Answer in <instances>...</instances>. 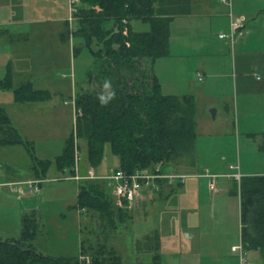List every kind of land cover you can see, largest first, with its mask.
I'll use <instances>...</instances> for the list:
<instances>
[{
	"label": "trees",
	"instance_id": "obj_1",
	"mask_svg": "<svg viewBox=\"0 0 264 264\" xmlns=\"http://www.w3.org/2000/svg\"><path fill=\"white\" fill-rule=\"evenodd\" d=\"M184 1L80 0L87 7H76L72 13L78 22L73 35L80 37L83 45L74 52L86 48L93 59L86 72L92 89L74 94L80 115L75 118V130L65 138L62 151L54 160L59 173L74 174L76 139L85 140L86 158L92 168L100 165L105 144H109L118 160L115 169L126 173L153 171L156 166L166 171L168 166L176 168L182 159L192 166L196 140L193 96L163 94L152 72L154 62L168 54L169 21L185 13ZM132 20L148 24L149 30L134 31ZM12 79L8 65L0 78V89L11 90L16 103L42 102L51 97L48 90L35 89L30 80L15 86ZM101 96L111 99L102 104ZM9 146L25 149L33 179L46 177L53 162L35 155L33 141L21 135L0 105V148ZM260 147L264 150V134ZM234 182L241 221L247 229L242 234L244 243L259 249L264 258V176L241 177L239 183ZM164 189L174 190L163 184L158 194L162 195ZM73 208L96 212L104 228L111 231L132 219L129 211L115 206L105 182L99 179L78 182ZM20 226L18 237L0 238V264H122L115 249L105 244L92 245L88 261L80 259L87 253L85 240L81 241L77 256L50 257L39 253L34 246L39 232L34 210L22 215ZM145 241L146 248L153 250L151 264H160L157 234L145 236Z\"/></svg>",
	"mask_w": 264,
	"mask_h": 264
},
{
	"label": "rangeland",
	"instance_id": "obj_2",
	"mask_svg": "<svg viewBox=\"0 0 264 264\" xmlns=\"http://www.w3.org/2000/svg\"><path fill=\"white\" fill-rule=\"evenodd\" d=\"M0 10L3 15L13 16L12 19L15 20L13 27L17 34L19 32L22 34L20 38L16 36L14 44L18 46V50L22 47L27 56V74L15 75L12 79L13 84L16 86L20 82L30 80L35 89L48 90L51 94L50 99L46 101L16 103L11 90L0 89V105L10 116L13 125L21 135L33 141L35 155L39 159H48L53 162L47 170L45 181L40 186L44 187L52 183V185L70 187L63 194H52V198L47 199L38 211L39 232L34 246L39 253L50 257L77 256L80 249L79 244L85 240L84 246H88L87 253L80 259L90 258L92 245L105 244L108 248L115 249L122 264H138L137 260L140 264H151L143 236L156 231L159 242L157 252L162 258L161 264H169V261L173 264H187L188 262L190 264H211L209 259L201 260L196 254L190 255L186 252L192 248L194 243L199 247L201 237L206 241L213 234H218L222 242H226V248L229 242L239 241L241 232L244 233L247 229L243 228L241 231L238 195L233 194L228 199L223 198L221 211H216L211 207L212 200L214 201L215 198L209 191L208 184H204L205 179L195 178L202 177L201 174L205 170L210 174L212 172H237L239 167L236 149L237 134L233 126L227 127L228 131H222L220 122L212 120H210V126L213 129H207L200 123L197 124V112H195L196 146L193 165L185 163L186 159L179 160V164L184 166L178 170L193 175L187 178L186 185L190 183L188 191L185 185L182 189L176 188L174 193L168 195L169 198L164 199L158 197V192H151L153 201L148 200L149 202L143 207L132 212V219L118 224L114 231L107 227L104 228L102 223L99 226L96 212H77V209L73 208L76 204L77 181L62 179L55 168L54 160L61 153L65 138L74 131L75 116L71 102L74 94L81 89H92L86 78V71L91 68L89 51L81 48L77 54H73V49L82 47L83 41L80 37L72 35L75 27L71 28L68 20H61L68 15L65 0H0ZM131 25L136 32L149 30L148 24L138 20H132ZM163 61L165 62H162L164 66L161 69V79H159L162 93H175L179 96L192 95L198 99L200 105L201 83L197 77L194 75V79H172L168 74L167 60ZM3 76L4 73L0 67V78ZM65 101L69 102L65 104ZM230 121H234L233 114L230 116ZM240 137L242 142L244 137ZM76 140L79 171L83 174L85 172L83 170L88 166L86 143L84 139ZM13 149L0 148V159H5L6 156L19 169L31 164L30 157L23 147L16 146ZM6 151L13 152L7 154ZM254 151L249 147H241L240 162L243 167L256 166L258 163L256 160L251 164ZM223 156L225 160H222ZM216 160H218L216 164H212ZM260 164L263 165V160ZM117 165V158L112 155L109 144H105L100 169L103 171L116 168ZM175 169V165L167 168L168 171ZM217 179L218 177L215 180ZM233 189L235 186L231 190ZM29 195L32 197L37 194ZM16 203L19 207L21 206L19 202L7 195L0 194L1 209L7 207L11 210ZM191 205L197 208L196 211L190 210ZM182 216L192 221L195 220L196 227L183 228ZM219 221H222L221 227L214 228ZM20 227L15 220L14 212L11 211L8 215L0 213V235L18 237ZM186 233L189 237L196 233V238L189 241ZM236 261L237 259L229 257L220 262L237 264ZM248 262L258 264L260 261H253L249 258Z\"/></svg>",
	"mask_w": 264,
	"mask_h": 264
},
{
	"label": "crops",
	"instance_id": "obj_3",
	"mask_svg": "<svg viewBox=\"0 0 264 264\" xmlns=\"http://www.w3.org/2000/svg\"><path fill=\"white\" fill-rule=\"evenodd\" d=\"M184 3L185 13L173 16L169 21L168 54L154 62L152 72L156 75L158 80L161 79V69L164 66L162 62H165L163 60L166 59L168 74L172 79H194L195 75L201 83L199 89L201 95L199 98L200 105L198 104V99L193 96L197 112V124L200 123L203 124L205 128L207 127V129H213L210 126V120L213 122H220L219 125L222 127V131H228L227 127L233 126L237 134L236 149L239 161L237 171L241 174V177L264 176V150L260 147L262 135L264 134V0H185ZM65 5L68 15L67 17L61 18V20H68L71 23V28L73 26L75 27V31L78 22L77 18L70 12V0H65ZM76 7L87 6L79 1ZM0 12L2 11L0 10ZM238 17L244 18L241 35L236 36L232 42L220 38V34L228 33L230 19ZM12 18V15H3L0 13V67L5 75L9 65L14 79V76L17 74H27V56L22 47L18 50V46L14 44L16 36L18 35L20 38L22 34L21 32L18 34L16 33L13 27L15 20ZM74 31L72 30V35ZM95 48H98L97 45H95ZM74 49L73 54H75ZM90 59L92 66L93 59L91 56ZM167 95L179 96L175 93H167ZM74 108L75 106L73 105V112ZM232 114L234 115V121L231 122L230 116ZM240 136L244 137L242 142ZM243 146L244 148L249 147L255 150L252 152V157L256 159L251 158V164L256 160L258 161L256 166L243 167L241 165V147ZM14 147L16 146L1 148L14 150ZM6 152L8 154L13 151ZM225 159V156H223L222 160ZM262 160L263 165L260 164ZM217 161L218 160L212 162V164H216ZM75 165L77 171L74 170V173H77V175L81 177L87 175L102 176L106 174L108 170L112 169L109 168L102 171L100 166L98 168H92L88 165L85 170H83L85 172L80 174L78 159L75 161L74 166ZM183 166L184 165L179 164L176 167L177 170L175 169L170 172L189 175V177L193 176L190 175L189 172L186 173L178 170ZM59 174L64 180H70V176H72ZM212 174H217L218 179L215 180V191L211 192L209 190L215 198L214 201L212 200L211 207L216 211H221L223 198L228 199L230 195H238L239 220L242 231L244 224L241 221L240 215L239 193L238 190H231L232 187L235 186L234 179L231 176L233 173L212 172ZM45 178L42 179L43 182ZM195 178H204V184H208V179L203 176ZM31 179L33 178L30 173V164L19 169L14 163L9 161L6 156L5 159H0V184L20 183ZM79 181L81 180L76 182L77 188L75 196L77 194ZM187 182L186 179L182 184H174L171 185V187L176 191V188L182 189ZM189 185L190 183L186 185V191H188ZM69 188L70 187L67 188L66 185L58 186L49 183L44 187L40 186V192L37 193L36 196L31 197L26 191L17 194L12 192L8 186H0V194L7 195L21 205L19 207L18 203H16V205L14 204L12 206L11 210L7 207L0 208V213L8 215L11 211L14 212L15 220L20 224L22 215L34 210L37 214V220L39 221L38 211L47 199H51L52 194H63V192ZM164 190L162 195L158 194V197L163 199L169 198V196L175 192L174 190L171 192L167 189ZM107 192L112 197L108 188ZM150 193L149 191L143 192L141 198L137 199L133 208L127 211L132 215V212L143 207L145 203L149 202L148 200L153 201L152 194ZM183 195L185 196V194ZM38 197L40 198L38 199ZM196 209L194 205H191L190 210L196 211ZM77 212L83 211L77 209ZM221 224L222 221H219V223L217 222L214 228L221 227ZM181 225L185 229L196 227V221L182 216ZM8 227L9 226H7V228ZM154 234H156V231L147 235ZM242 234L243 232L240 234L239 241L229 242L228 248H226V242H222L218 234H213V236L206 239V241L201 237L199 247L194 243L186 254H196L201 260L209 259L211 264H223L220 261L226 260L229 257L231 259H237V264H249V258L253 261H260L258 264H264V258L260 250L246 246ZM185 235L189 241H193L196 238V233L191 237H189L187 233ZM145 236H143V238H145ZM4 237L5 236L0 235V238L3 239ZM15 237L17 236L12 235L6 236L5 238ZM221 244L223 245L221 246ZM233 247H239V249L233 250ZM146 251V253H149L151 256V251L153 250ZM161 261L162 258L160 256V264ZM169 264L173 263L169 261ZM187 264L190 263L188 262Z\"/></svg>",
	"mask_w": 264,
	"mask_h": 264
},
{
	"label": "built area",
	"instance_id": "obj_4",
	"mask_svg": "<svg viewBox=\"0 0 264 264\" xmlns=\"http://www.w3.org/2000/svg\"><path fill=\"white\" fill-rule=\"evenodd\" d=\"M80 0H70L69 9L71 14L75 11L77 3ZM226 1V0H224ZM244 23L243 17L231 18L229 24V31L226 34H220V38L234 41L236 36L241 35L242 27ZM69 101H65L67 104ZM74 104V97L71 100ZM80 115V110L74 108V116ZM75 130V125H74ZM78 159V147L77 140H75V161ZM74 170L77 171L76 165ZM201 176L208 179V189L211 192L215 191V179L217 175L210 174L207 170L204 171ZM232 178L239 183L241 174L237 171L231 174ZM189 175L177 174L170 171H161L160 166H156L153 171H134L132 173H126L120 169L112 168L102 176L87 175L84 177L78 176L77 173L70 176L72 180H84V179H99L105 182L106 187L110 190V194L113 197V201L116 207L124 210H130L133 208L137 199L141 198L143 192H158L163 184L174 185L182 184ZM42 179H31L20 183H5L0 186H8L12 192L17 194L24 193L26 191L29 194H37L40 192V184ZM83 211V210H81ZM239 247H233V250H237ZM88 261V259H83Z\"/></svg>",
	"mask_w": 264,
	"mask_h": 264
},
{
	"label": "clouds",
	"instance_id": "obj_5",
	"mask_svg": "<svg viewBox=\"0 0 264 264\" xmlns=\"http://www.w3.org/2000/svg\"><path fill=\"white\" fill-rule=\"evenodd\" d=\"M104 87L108 88L109 84L105 83ZM99 99H100V102L103 104V103H106L107 100L111 99V96H108L107 98H105L104 96H101Z\"/></svg>",
	"mask_w": 264,
	"mask_h": 264
},
{
	"label": "water",
	"instance_id": "obj_6",
	"mask_svg": "<svg viewBox=\"0 0 264 264\" xmlns=\"http://www.w3.org/2000/svg\"><path fill=\"white\" fill-rule=\"evenodd\" d=\"M99 222V226H100V224H101V222L100 221H98ZM138 261V264H140V261L139 260H137Z\"/></svg>",
	"mask_w": 264,
	"mask_h": 264
}]
</instances>
